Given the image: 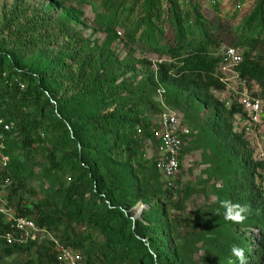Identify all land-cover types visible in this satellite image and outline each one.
<instances>
[{"label": "trees", "instance_id": "obj_1", "mask_svg": "<svg viewBox=\"0 0 264 264\" xmlns=\"http://www.w3.org/2000/svg\"><path fill=\"white\" fill-rule=\"evenodd\" d=\"M210 1L211 8L219 11L220 2ZM139 5L142 15H138ZM106 6L109 24L132 23L125 35L159 56L156 78L152 73L144 83L163 88L161 105L179 111L184 126L195 122L197 140L218 158L222 184L216 192V215L205 236L217 254L213 264H238L231 254L233 244L244 248L248 264H264L263 162L245 128L234 127L241 107L226 106V95L219 93L224 85L219 80L221 55L216 50L224 44L223 48L234 47L241 53L239 76L251 94L264 102V0H255L248 16L233 30L221 19L208 20L203 0H107ZM235 13L236 9L230 16ZM29 33L32 28L19 29L15 40ZM5 44L0 42V118L13 123L1 140V151L8 155L0 174V184L8 190L6 207L14 209L16 216L33 219L59 244L78 250L86 264H190L183 246L169 238L175 222L159 202L160 195L175 192L174 183L164 182L162 187L156 158L141 177L132 160L137 152L133 134L141 136L145 128V136L156 140L146 114L155 104L148 101L149 94L143 88L133 89L128 79L118 87L136 94L122 95L113 88L117 76L107 78L109 56H105L92 63L83 61L73 81L79 90L57 97L58 89L48 86L47 73L20 69ZM21 47L33 48L30 43ZM93 63L97 67L84 68ZM105 130L128 135L129 141L117 145L115 140L103 139ZM186 145L185 141L180 167ZM14 148L17 154L9 159ZM37 149L44 151L48 180L59 176L42 190L38 201L23 203L18 193L28 156ZM67 172L68 179H62ZM225 199L250 205L242 223L224 218L219 202ZM137 202L150 205L141 220L128 211ZM199 218L194 212L192 220L182 223L196 233L202 225ZM248 229L257 231L254 240ZM11 230L0 213V235ZM12 254L24 257L17 264H61L54 243L47 238L10 245L0 237V259Z\"/></svg>", "mask_w": 264, "mask_h": 264}, {"label": "rangeland", "instance_id": "obj_2", "mask_svg": "<svg viewBox=\"0 0 264 264\" xmlns=\"http://www.w3.org/2000/svg\"><path fill=\"white\" fill-rule=\"evenodd\" d=\"M218 1L220 10L215 11L210 6L213 2L203 0L202 11L206 12L204 15L208 20L221 19L225 26L229 25L233 30L239 27L248 16L255 0H242L238 2L239 4L237 0ZM106 4L107 0L82 2L78 0H0V42L6 43L4 49L14 56L20 69L46 72L49 88L58 89L57 97L60 98H66L79 90L73 86V81L83 61L92 63L109 56V68L104 72L108 74L107 78L117 76L113 88L118 89L122 95L136 94L135 91L130 94L118 87L124 79L130 80L135 90L143 88L142 90L149 94L148 101L151 104L155 103L154 107H150L146 112L148 118L155 122L160 113L165 110L161 103L160 105L157 103L160 98L163 100V94L160 96L157 87L144 81L146 82L147 76L152 73L156 78L159 56L142 42L131 41L125 35V32L134 26L132 23L124 26L119 22L109 24L111 16ZM183 4L185 8L186 3ZM234 9H236V15L231 17L230 14ZM142 14V7L139 5L138 15ZM22 28H32V33L24 35L20 40H15L14 33ZM23 43H30L33 48L28 49L30 46L22 48ZM223 45L216 49L219 54ZM73 55H77L76 60L71 59ZM96 65L98 63L84 64V68L89 71L92 67H97ZM219 93L226 95L224 90ZM176 112L181 116L179 111ZM201 118L205 120L204 115ZM241 124L242 122H236L234 127L240 129ZM185 126L189 134L186 138L187 150L182 157L180 174L168 181L158 173L162 187L165 188L167 182L174 183L175 192L160 195L159 202L166 205L168 216L175 222V228L170 232L169 238L174 244L183 246L190 264H213L217 254L211 244L205 240V236L209 235L210 222L216 215V192L222 184L218 173L219 161L206 145L197 140L196 123H185ZM146 131L144 128V134L142 130L141 136L133 134L137 152L132 160L140 177L157 157V141L146 137ZM103 134V139L115 140L117 145L129 141L128 135H117L107 130ZM249 136L255 150L258 148L264 151V124L254 133V136L252 134ZM16 154L14 148L9 154V159ZM43 155L44 151L37 149L34 154L28 156L27 169L24 171L26 177L18 193L21 194L23 203L38 201L42 196V190L50 182H55V177L59 176L50 174V181L48 180V176L44 174L47 162ZM68 177V172L61 176L64 180ZM7 192V188L0 184V207L7 208L5 205ZM139 203L130 207L128 211L133 219L141 220L148 212L150 205L142 203L144 207L137 213ZM10 210L15 212L12 208ZM194 212L200 215L199 221L201 220L202 225L196 233H191L182 222L186 218L192 220ZM247 232L254 240L257 231L248 229ZM30 257H33L32 253ZM23 258V256L12 254L0 259V264H17Z\"/></svg>", "mask_w": 264, "mask_h": 264}, {"label": "built area", "instance_id": "obj_3", "mask_svg": "<svg viewBox=\"0 0 264 264\" xmlns=\"http://www.w3.org/2000/svg\"><path fill=\"white\" fill-rule=\"evenodd\" d=\"M220 55L219 80L223 83V90L226 93L225 105L229 107L235 103L241 107V113L235 116L236 122H242L241 128H245L248 135L254 136V133L264 124V102L251 94L246 80L239 76L237 66L241 62V53L236 48L227 46L221 49ZM157 91L162 96L163 88L160 87ZM160 102L163 104L161 98ZM12 127L11 121L5 122L0 118V174L8 162V155L1 151L3 149L1 140L4 133L9 132ZM152 132L157 141V170L166 180L175 179L181 172L180 157L189 130L181 123L180 116L175 110L165 107L158 120L153 122ZM256 154L263 162L262 173L264 175V151L257 148ZM168 183L172 185L171 182ZM139 206L142 209L144 207L141 202ZM0 213L5 215V219L12 228L11 231L0 235L6 244L26 245L29 242L40 241L43 237L54 243L56 258L61 264H86L84 256L79 251L59 244L50 233L38 226L33 219L26 216H16L10 208L5 207H0Z\"/></svg>", "mask_w": 264, "mask_h": 264}, {"label": "clouds", "instance_id": "obj_4", "mask_svg": "<svg viewBox=\"0 0 264 264\" xmlns=\"http://www.w3.org/2000/svg\"><path fill=\"white\" fill-rule=\"evenodd\" d=\"M220 207L224 209V218L234 223H242L247 214L251 211L250 205L233 202L232 200L225 199L219 202ZM231 254L236 258L238 264H248L244 248L239 245L233 244L231 246ZM232 264V262H230Z\"/></svg>", "mask_w": 264, "mask_h": 264}, {"label": "bare ground", "instance_id": "obj_5", "mask_svg": "<svg viewBox=\"0 0 264 264\" xmlns=\"http://www.w3.org/2000/svg\"><path fill=\"white\" fill-rule=\"evenodd\" d=\"M141 209H142V208H141L140 206H138L137 213H139V212L141 211ZM137 213H136V214H137Z\"/></svg>", "mask_w": 264, "mask_h": 264}, {"label": "water", "instance_id": "obj_6", "mask_svg": "<svg viewBox=\"0 0 264 264\" xmlns=\"http://www.w3.org/2000/svg\"><path fill=\"white\" fill-rule=\"evenodd\" d=\"M135 218V217H134Z\"/></svg>", "mask_w": 264, "mask_h": 264}]
</instances>
